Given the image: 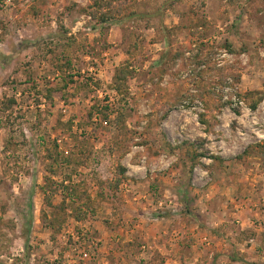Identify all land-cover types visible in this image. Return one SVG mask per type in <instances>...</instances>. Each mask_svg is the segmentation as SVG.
I'll return each instance as SVG.
<instances>
[{"label":"rangeland","instance_id":"rangeland-1","mask_svg":"<svg viewBox=\"0 0 264 264\" xmlns=\"http://www.w3.org/2000/svg\"><path fill=\"white\" fill-rule=\"evenodd\" d=\"M202 204L264 210V0H0V264H146Z\"/></svg>","mask_w":264,"mask_h":264},{"label":"crops","instance_id":"crops-1","mask_svg":"<svg viewBox=\"0 0 264 264\" xmlns=\"http://www.w3.org/2000/svg\"><path fill=\"white\" fill-rule=\"evenodd\" d=\"M126 178V181H128L129 178L127 175ZM178 189L180 188L178 187ZM189 190L191 189L189 188ZM159 205L161 204L159 203ZM188 206L190 207L191 204L188 203ZM193 206L196 205L193 204ZM189 207L188 209H190ZM191 211L192 214L190 215V219L182 218L180 220H176V217L174 216L173 218L175 219L172 220L173 218L168 215L155 219L157 221V226L159 223L161 224L160 228H162L160 231L161 234L159 235L160 240H158L159 238L155 239V249H151L152 246H149V242L151 241L149 240H146V246L141 247V250L144 249L142 251V254L148 259V263L146 262V264H180L179 258L182 257V255H180V251H188V248L185 246V239L190 243L191 250H194L195 252H201L207 249L206 247L209 248V246L212 248V250H214L212 245L210 244V235L213 236V239L216 240V243L219 245V249L218 251H211L210 260L207 264H218L220 263L219 259L221 257H224V260H227L228 264H239V260L238 262H229L228 258L224 256L225 249L222 248L224 245L227 246L225 244L226 242L232 243L235 241V243H237L236 240L242 241L239 243L240 256L245 255V253L251 251L255 253L257 259H260V255L264 252V245L262 247L259 241V239L261 238L259 236H261L264 232V210L260 211V222L259 220H257L255 222H252L251 224H249V221L247 219H244L243 216L245 214V211L243 209H229L227 206H222L220 209L214 210L208 206L203 205V209L193 208L191 209ZM200 212H202L203 214ZM208 217H216L217 223H212L211 221H209ZM227 224L228 226H232V228H234L233 230H235V234H237L239 237H235V235H232V232H230L232 237L228 238L225 237L226 235H224L225 238L223 239L222 231H224ZM147 226L149 229V227L153 225ZM185 227L187 228L184 229ZM189 227L192 228L191 233L187 231ZM247 227H253V231L256 235L255 237L248 239V241L244 243L242 240L243 237L241 236L243 235V233L245 232L244 230ZM173 229L181 230L172 235L169 232ZM179 232H181V235H179ZM168 235L170 236L168 237ZM192 238H195L197 245L194 246V241H192ZM249 243H251V245H249ZM151 244H153V242H151Z\"/></svg>","mask_w":264,"mask_h":264},{"label":"trees","instance_id":"trees-1","mask_svg":"<svg viewBox=\"0 0 264 264\" xmlns=\"http://www.w3.org/2000/svg\"><path fill=\"white\" fill-rule=\"evenodd\" d=\"M125 68H127L126 67V65H125ZM124 68V69H125ZM120 69H116V71H115V77H114V84H116L117 85V81L118 80H120L119 78H118V76L117 75H119V71ZM27 85H30V83H28ZM49 93H51V92H49ZM6 145L8 146V145H11V142H7L6 143ZM124 169H119V172H118V175L115 177V179L114 180H116V181H114L113 182V188L115 189L116 187H117V185H119V184H121L122 182H125L126 180H127V178L125 177V175H124ZM109 186H110V183L108 184ZM116 185V186H115Z\"/></svg>","mask_w":264,"mask_h":264}]
</instances>
